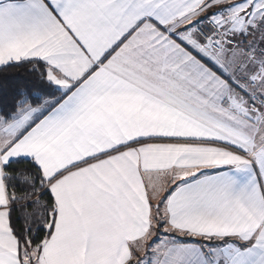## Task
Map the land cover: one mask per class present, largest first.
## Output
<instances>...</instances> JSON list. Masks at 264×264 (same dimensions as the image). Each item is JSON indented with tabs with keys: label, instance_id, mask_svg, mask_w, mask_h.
<instances>
[{
	"label": "snow or ice",
	"instance_id": "snow-or-ice-1",
	"mask_svg": "<svg viewBox=\"0 0 264 264\" xmlns=\"http://www.w3.org/2000/svg\"><path fill=\"white\" fill-rule=\"evenodd\" d=\"M0 264H264V0H0Z\"/></svg>",
	"mask_w": 264,
	"mask_h": 264
},
{
	"label": "trees",
	"instance_id": "trees-1",
	"mask_svg": "<svg viewBox=\"0 0 264 264\" xmlns=\"http://www.w3.org/2000/svg\"><path fill=\"white\" fill-rule=\"evenodd\" d=\"M11 74V73H10Z\"/></svg>",
	"mask_w": 264,
	"mask_h": 264
}]
</instances>
